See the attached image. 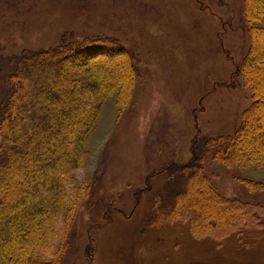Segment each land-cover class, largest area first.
Returning a JSON list of instances; mask_svg holds the SVG:
<instances>
[{"label": "rangeland", "instance_id": "1", "mask_svg": "<svg viewBox=\"0 0 264 264\" xmlns=\"http://www.w3.org/2000/svg\"><path fill=\"white\" fill-rule=\"evenodd\" d=\"M64 35L73 42L110 40L131 53L137 67L129 90L117 89L103 105L84 164L72 175L71 188L90 186L91 196L65 228V261L88 263L93 229V264H264V243L253 250L236 234L196 238L183 220L146 228L156 195L166 199L168 188H176L161 171L188 163L198 134L234 136L252 105L250 89L233 79L251 48L245 0H0V56L55 48ZM102 58L109 72L120 64L115 56ZM25 70L35 84L57 68ZM11 91L0 85V116ZM19 112L22 118L23 107ZM262 120L256 125L262 127ZM249 138L253 147L264 135ZM194 171L176 195L197 196L189 183ZM203 172L225 198L264 203V191L241 181L264 183V168L228 167L209 156ZM208 215L218 217L219 211Z\"/></svg>", "mask_w": 264, "mask_h": 264}, {"label": "trees", "instance_id": "2", "mask_svg": "<svg viewBox=\"0 0 264 264\" xmlns=\"http://www.w3.org/2000/svg\"><path fill=\"white\" fill-rule=\"evenodd\" d=\"M245 17L251 48L233 79L241 78V84L250 89L252 105L234 136L202 138L198 134L190 161L173 163L161 171L168 173L178 189L169 187L166 199L156 195L147 230L157 231L168 221L183 220L189 222L196 238L217 241L236 234L253 250L264 243V203L225 198L203 172L209 156L228 167L264 168V139L252 147L249 138L264 135V1L245 0ZM102 54L119 60L114 71L106 70ZM46 64L57 70L36 78L35 84L26 79L25 69ZM136 69L131 53L102 38L73 42L64 35L55 48L0 56L4 77L0 85L12 89L0 116V264H70L65 261L67 232L79 204L91 196L90 186L71 188L75 185L72 175L84 164L88 136L103 105L117 89L129 90ZM36 85L41 92H35ZM22 107L25 112L20 118ZM261 119L259 127L256 122ZM14 121L17 126H12ZM192 169L196 171L189 183L197 196L176 195ZM241 181L251 191H264V183ZM178 195L181 199L177 200ZM170 198L176 200L172 203ZM203 210L205 216L199 217ZM214 210L219 216L211 218L208 214ZM92 230L87 264L94 260Z\"/></svg>", "mask_w": 264, "mask_h": 264}]
</instances>
